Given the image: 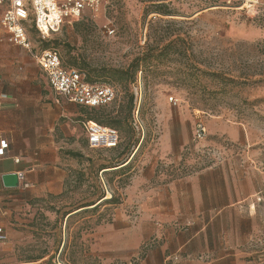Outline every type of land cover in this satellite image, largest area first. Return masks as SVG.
Returning <instances> with one entry per match:
<instances>
[{"label": "rangeland", "instance_id": "rangeland-1", "mask_svg": "<svg viewBox=\"0 0 264 264\" xmlns=\"http://www.w3.org/2000/svg\"><path fill=\"white\" fill-rule=\"evenodd\" d=\"M29 35L36 50L54 49L65 67L83 72L93 84L111 86L115 100L106 110L113 115L125 112L133 97L139 125L132 123L131 136L120 133L114 150L90 149L82 125L85 108L75 105L71 119L77 121L81 157L75 158L71 182L60 194L0 206L6 236L0 264H124L111 260L110 253L117 229L140 221L141 211L131 201L139 195L137 187L148 192L172 178L166 170L181 163L191 173L217 171L230 189L236 184L235 203L215 206L213 215L220 217L211 223L232 247L226 264H264V0H106L98 11H85L44 40L33 30ZM170 41H176L174 53L143 60ZM29 58L22 48L0 44V75L21 70ZM135 59L136 75L130 71L127 81H118V73ZM39 74L36 83L48 86ZM199 121L206 136L194 142ZM232 128L235 137L228 136ZM128 158L130 170L107 176L110 184L101 174L95 178L101 164ZM77 173L83 174L80 181ZM102 192L103 202L114 196L117 203L75 219L66 232L63 213ZM118 211L127 221L112 224ZM107 224L114 228L104 229ZM172 227L188 226L175 222ZM161 238L144 240L129 264L145 258Z\"/></svg>", "mask_w": 264, "mask_h": 264}, {"label": "crops", "instance_id": "crops-1", "mask_svg": "<svg viewBox=\"0 0 264 264\" xmlns=\"http://www.w3.org/2000/svg\"><path fill=\"white\" fill-rule=\"evenodd\" d=\"M0 44H8L3 31ZM33 48L36 53L41 51ZM29 59L21 70L0 75V141L8 145L0 156L1 207L20 199L30 201L45 194H60L70 184L76 164L75 158L67 154L76 153L77 147V121L71 119L75 104L57 97L49 84L36 83L41 77L39 71L43 72L33 57ZM230 130L228 136L235 137V129ZM211 170L169 178L146 193L137 187L139 195L131 201L141 211L140 221L136 226L123 224L117 229L111 260L129 264L141 243L158 235L162 238L157 246L135 264H226L232 247L228 237L214 231L211 223L220 217L213 215L214 207L235 203L238 192L235 183L230 189L227 182H222L226 179ZM7 175H15L16 183L6 182L3 177ZM114 221L126 222L127 217L118 211L112 224ZM175 222L188 227H172ZM157 223L166 224V228L159 229ZM112 224L104 225V229Z\"/></svg>", "mask_w": 264, "mask_h": 264}, {"label": "built area", "instance_id": "built-area-1", "mask_svg": "<svg viewBox=\"0 0 264 264\" xmlns=\"http://www.w3.org/2000/svg\"><path fill=\"white\" fill-rule=\"evenodd\" d=\"M105 2L106 0H0V31L4 32L8 44L24 49L35 59L57 97L77 106L106 107L115 100V91L111 86L88 83L85 74L65 68L54 50L44 49L36 53L29 35L30 30H33L44 40L57 33L65 24L77 21L85 11H98ZM172 100L171 98L170 101ZM2 106L3 99L0 95V109ZM135 116L133 125L138 128L137 112ZM83 130L91 149H112L119 143V134L112 128L89 121L83 123ZM205 136L206 129L199 121L194 142L204 140ZM7 146L6 141H0V156L4 155ZM5 240L6 236L0 227V243Z\"/></svg>", "mask_w": 264, "mask_h": 264}, {"label": "trees", "instance_id": "trees-1", "mask_svg": "<svg viewBox=\"0 0 264 264\" xmlns=\"http://www.w3.org/2000/svg\"><path fill=\"white\" fill-rule=\"evenodd\" d=\"M79 19L77 21H79ZM77 21H74L73 23H75ZM175 49H176V41H170L168 44L163 45L161 48L156 46V48L152 51V53L149 54L148 57L146 59H143V60L146 61V60L154 59V60L159 61L160 59L167 56L171 52L174 53ZM51 50H54V49H51ZM138 64H139V60L135 59L134 61H132V63L129 65V67L126 71H120L118 73V74H120L118 81H120V82L127 81V75L130 73V71L133 72L132 76H135L137 73ZM62 65H63V63H62ZM65 68H68V67H65ZM68 69H71V68H68ZM81 73H83V72H81ZM86 80L88 83L93 84L91 79L86 77ZM109 106L96 107V108L83 107V108H85L84 112L87 115V121H85V122H89V121L94 122L96 124H99V125H102V126L116 130L119 134V141H120V133H123L126 136L127 135L131 136L130 134L133 133V128L131 127V125L134 121V111H135V109H133V97H130L128 99V105H127V108L125 109V112H123L122 109H120V111H118L117 113H115V115H113L112 112H108L106 110V108ZM80 107H82V106H80ZM138 142L139 141H137L135 144L136 147L138 146ZM86 143H87V141H86ZM87 146H88V144H87ZM118 146H119V143H118L117 147ZM117 147L112 148V149H105V150H114ZM99 149H102V148H99ZM67 154H69L72 158H80L81 157V155L79 153H67ZM123 155H125V154L124 153L119 154V156H123ZM131 157L133 160L135 155L133 154ZM132 160H131V158H128V159L124 160L123 162L121 161V163L119 161H117L115 165H111V166L106 165V164H101L95 173V178L98 179L99 174H101L105 178L106 182L108 184H110L112 181V178H114L116 176L124 175L130 170ZM89 162H91V161H89ZM110 169H117V170L109 171ZM172 173H173V175H172ZM190 173H191L190 170L187 167H185L182 163L179 164V166L176 167V169H170V171H169V169L166 170V175H168V176L171 175L173 177H175V176H186V175H189ZM72 175H74L73 172L71 173V176ZM109 175L112 178L108 179L107 176H109ZM82 177H83L82 173H77L76 180L80 181ZM104 198H105V194H104V192H102L101 195L95 201H91L90 203H88L86 205H84V204L83 205H77L74 208H72L71 210L63 213V215L61 217V221H62V223H65L66 232H68L71 222L74 221L75 219L81 218L85 214H90V213L95 214L101 208L102 204L112 205V204L117 203V199L114 196H112V198L110 200H106L103 202ZM77 237L78 238L80 237L79 234H77ZM66 250H67V243L65 244L60 257H63ZM63 264H67V263H63Z\"/></svg>", "mask_w": 264, "mask_h": 264}, {"label": "water", "instance_id": "water-1", "mask_svg": "<svg viewBox=\"0 0 264 264\" xmlns=\"http://www.w3.org/2000/svg\"><path fill=\"white\" fill-rule=\"evenodd\" d=\"M3 179L6 182H8L10 185L15 184L16 183V180H17V178H16L15 175H7V176L3 177Z\"/></svg>", "mask_w": 264, "mask_h": 264}]
</instances>
